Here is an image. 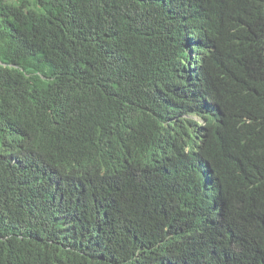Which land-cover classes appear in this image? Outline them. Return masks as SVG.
<instances>
[{
	"label": "trees",
	"instance_id": "1",
	"mask_svg": "<svg viewBox=\"0 0 264 264\" xmlns=\"http://www.w3.org/2000/svg\"><path fill=\"white\" fill-rule=\"evenodd\" d=\"M181 1L0 0V264H264V0H190L218 31L203 75L224 127L203 160L221 219L203 198L182 207L171 188L113 181L120 197L105 201L108 178L56 188L46 173L113 139L119 153L151 142L168 89L170 129L187 127L191 88L181 68L158 83L164 37L152 21L165 19L182 64Z\"/></svg>",
	"mask_w": 264,
	"mask_h": 264
},
{
	"label": "clouds",
	"instance_id": "2",
	"mask_svg": "<svg viewBox=\"0 0 264 264\" xmlns=\"http://www.w3.org/2000/svg\"><path fill=\"white\" fill-rule=\"evenodd\" d=\"M176 6H178L176 7L178 16L182 19L181 45L185 61L182 64L176 61L173 37L166 27V21L157 13H152L154 31L159 37H164V46L161 48L156 65V77L158 83L164 79L162 85L168 88L169 75L172 71L181 68V79L191 88L192 107L184 111L181 118L187 127H181L175 132L170 129L171 123L175 121L171 108L177 103L174 102L168 89V99L153 103V113L161 127L159 136L141 148L132 147L122 153H119V145L122 144L119 138L113 139L101 152L93 156L67 154L63 164L46 166L47 176L54 187L64 188L63 181L67 180V176L71 181L84 180L87 183L108 178L105 192L100 195L105 201L120 197L121 193L110 187L106 188L110 186L108 182L113 181H116L122 190L127 191L136 186L149 191L171 188L178 193L167 194H176L182 207L192 205L203 198L216 208L217 215L221 219L225 203L218 191L209 193L216 185L212 180L209 163L203 160L212 130L224 127L219 122L223 111L212 90L206 85L203 75L206 63L218 51V31L208 25V20L202 18V11L196 3L182 0ZM143 194L123 193L130 198L141 197ZM211 217L212 211L204 220Z\"/></svg>",
	"mask_w": 264,
	"mask_h": 264
}]
</instances>
